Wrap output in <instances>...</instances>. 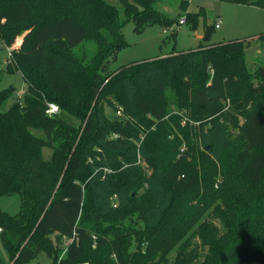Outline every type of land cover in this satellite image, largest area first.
Masks as SVG:
<instances>
[{
	"label": "trees",
	"instance_id": "16d2710c",
	"mask_svg": "<svg viewBox=\"0 0 264 264\" xmlns=\"http://www.w3.org/2000/svg\"><path fill=\"white\" fill-rule=\"evenodd\" d=\"M117 2L0 0V42L21 38L10 66L26 85L8 108L14 88L0 91V198L20 202L16 215L0 209L9 264L42 253L52 264H264V65L247 67L243 40L203 44L214 26L180 0L191 31L204 20L198 46L109 77L126 24L178 22L157 0ZM115 102L121 118L110 120ZM209 211L220 229L201 222Z\"/></svg>",
	"mask_w": 264,
	"mask_h": 264
},
{
	"label": "rangeland",
	"instance_id": "374dc122",
	"mask_svg": "<svg viewBox=\"0 0 264 264\" xmlns=\"http://www.w3.org/2000/svg\"><path fill=\"white\" fill-rule=\"evenodd\" d=\"M109 5H114L120 10L117 0H106ZM180 0H157L155 9L161 13L166 14L171 18L178 19L177 24L169 28H160L158 24H153L144 28L141 31H134L133 24L128 23L122 29V37L125 42V47L121 48L115 54L113 60L109 62L106 73L109 77H113L121 67H126L128 64L137 63L142 61L155 60L164 55H168L172 48L175 51H188L195 49L201 42L195 37V33L189 29L186 24H179L180 19H183L184 12L179 9ZM199 8L205 11L207 25L214 26L219 22L218 29L212 31L211 39L203 44L214 45L219 43H226L241 39L247 42V50L252 49L249 55L246 51L245 62L250 70L264 65V48L260 47L257 37L264 33V10L255 7L232 5L217 0H189L187 7L188 13L197 12ZM163 30V32H162ZM175 34L174 39L171 38ZM21 38H17L14 45L7 48L0 42V91L8 87L14 88L12 97L5 104L8 108L12 103L21 101L25 92L26 85L23 82L21 75L12 71L10 66V57L8 54L13 48H18ZM80 50L87 52L94 51V46L90 43L81 45ZM8 69H11L9 73ZM121 107L115 102L114 109L105 106V116L110 120H117L121 118ZM60 117L68 122V124L78 127L79 123L71 118L62 115L59 111ZM181 126L184 122L181 121ZM182 150V148H181ZM45 158L49 156V151L43 150ZM262 164H259L249 170L253 176L260 170ZM19 198L18 196L1 197L0 209L9 215H16L19 211ZM210 222L216 228H221L218 219L211 216L210 211L203 215L201 222ZM66 240L62 239V246ZM193 243L200 244V239L197 237L193 239ZM204 249L205 247H200ZM199 248V249H200ZM175 248L168 256L169 263L175 258ZM64 251L59 254V259L62 258ZM0 264H9L8 255L0 240ZM29 264H52L51 259L44 253L39 254Z\"/></svg>",
	"mask_w": 264,
	"mask_h": 264
},
{
	"label": "built area",
	"instance_id": "2783aa9c",
	"mask_svg": "<svg viewBox=\"0 0 264 264\" xmlns=\"http://www.w3.org/2000/svg\"><path fill=\"white\" fill-rule=\"evenodd\" d=\"M179 24H184V19H180ZM219 28V22L216 23L214 25V29H218ZM8 56L10 57V53L8 54ZM59 113V109L56 105L54 104H47L46 110H45V114L49 117L57 115ZM104 172L109 173V170L105 169ZM1 232V229H0Z\"/></svg>",
	"mask_w": 264,
	"mask_h": 264
},
{
	"label": "water",
	"instance_id": "95a60500",
	"mask_svg": "<svg viewBox=\"0 0 264 264\" xmlns=\"http://www.w3.org/2000/svg\"><path fill=\"white\" fill-rule=\"evenodd\" d=\"M195 34L197 36H201V37L203 36V34H204V20H203V18L198 19V26H197ZM251 51H252V49H249V50H247V53L250 55Z\"/></svg>",
	"mask_w": 264,
	"mask_h": 264
},
{
	"label": "crops",
	"instance_id": "0c3cea01",
	"mask_svg": "<svg viewBox=\"0 0 264 264\" xmlns=\"http://www.w3.org/2000/svg\"><path fill=\"white\" fill-rule=\"evenodd\" d=\"M218 23V22H217ZM220 28V27H219ZM162 32H163V30H162ZM195 33V32H194ZM195 37H196V39L198 40V41H200V38H199V36H197L196 34H195ZM236 40H241V39H236ZM165 56H167V55H164L163 57H165Z\"/></svg>",
	"mask_w": 264,
	"mask_h": 264
}]
</instances>
